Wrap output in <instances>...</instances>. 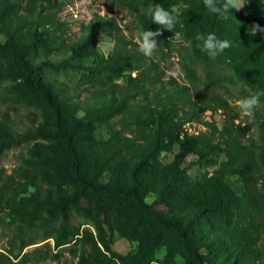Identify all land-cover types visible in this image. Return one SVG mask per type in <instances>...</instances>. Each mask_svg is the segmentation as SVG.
<instances>
[{
  "label": "trees",
  "instance_id": "trees-1",
  "mask_svg": "<svg viewBox=\"0 0 264 264\" xmlns=\"http://www.w3.org/2000/svg\"><path fill=\"white\" fill-rule=\"evenodd\" d=\"M69 1L0 0V83L13 82V100L31 111L21 130L0 118V155L27 145L10 172L0 169V225L9 231L0 264L58 263L64 253L75 264H148L160 247L167 249L162 264L176 256L183 264H264V98L254 110V137L229 115L227 100L208 91L215 68L247 48L214 60L201 52L197 35L221 19L190 0L195 8L181 10L174 32L184 33L190 11L210 18L187 41L204 83L165 79L160 61L144 57L112 16L94 14L67 38L58 15ZM110 1L149 31L158 30L144 15L149 3L172 11L180 2ZM244 2L253 17L233 10L227 20H262L264 28V0ZM100 34L113 41L107 55L98 51ZM249 57L250 66L237 63L252 94L264 90V51ZM66 70H82L72 88L50 76ZM218 111L220 123L203 118ZM192 124L203 129L189 131ZM189 155L212 172L189 178ZM114 232L135 242L136 252L112 251Z\"/></svg>",
  "mask_w": 264,
  "mask_h": 264
},
{
  "label": "rangeland",
  "instance_id": "rangeland-1",
  "mask_svg": "<svg viewBox=\"0 0 264 264\" xmlns=\"http://www.w3.org/2000/svg\"><path fill=\"white\" fill-rule=\"evenodd\" d=\"M243 3L244 6L240 9V11H242L244 15L248 14L250 15L249 17H253L252 15L254 14L249 11L248 5L244 2V0ZM200 5H202V3ZM188 7L192 9L195 8V6L191 4L190 0H180L179 4L173 9H176L177 13L180 14L182 9H186ZM177 13L173 14L175 15ZM94 14L114 17L121 27L123 33L127 37L132 38L133 41L135 40L137 34L144 30L143 25L140 24L138 19L130 11H128V9L113 3L110 0H70L62 8L58 18L60 21L67 23L69 28L67 32V38L72 40L79 34L80 25L82 23H86ZM187 14L188 17H185V22L183 24L184 33H180L181 38L179 40L174 38L175 34L177 33L174 32V29L171 32L166 29L159 28V31L163 35L169 36L165 37V41L162 40L160 36L157 37L158 50L151 59L160 61V66L165 71V79L170 76L168 73L176 65H179L181 73L172 77L181 83L190 82L191 79L194 80L197 87H202L205 78L204 67L199 60L193 62L191 59L190 53L187 50V41L190 40L193 35H196L200 32L202 33L201 25H209L210 18L206 17L202 21V16L197 11H190ZM262 24V20L247 21L246 23L221 20L220 24H217V26L208 31V33L215 32L217 37L220 39H228L232 41L233 46L229 48L231 50H235L234 48L239 49L241 46L247 48L246 50H241L243 55L240 54L235 62L227 61L215 68L214 83L208 86V91L223 96L229 105V115L236 117L239 121H242V125L246 128L247 134L254 137L257 134L255 121H249L248 118L242 117L238 107L235 104L236 100L248 96L251 93L249 83L239 76L241 69L240 67L242 64L240 62L237 63V61L239 59H244L247 63L246 65L250 66L253 60L249 57V53L258 54L259 50L264 51V34L260 32H257L255 35L251 34V28L253 25H259L261 27ZM97 46L100 53L107 55L112 50L113 41L108 36L100 34L98 36ZM161 47L165 48L163 49V56L159 57L161 55ZM62 57L63 56H56L52 59L54 61H58ZM89 63L90 60L84 61V65H88ZM81 74L82 70H66L60 71L57 74L50 76L58 81L64 82L68 87L72 88L76 86ZM14 89L15 86L13 82L4 81L0 83V118L11 121L16 129L21 130L28 125L29 118L27 114L31 111L22 103H17L13 100V98L16 97ZM220 112L221 111H218L217 113L207 112L203 115V118L208 121L214 119L220 123L223 118ZM201 129H203L202 126L192 124L189 131H199ZM100 133L101 136L106 137L104 130L100 131ZM26 148L27 145H23L21 147L9 149L0 155V169L10 172L11 169L18 164L19 156L25 153ZM163 157L169 161L172 157V154L168 153L163 155ZM184 166L187 169L189 178L192 180H197L206 173L210 174L213 169L211 167H204L201 165L197 161V157L194 155L187 156L184 161ZM74 222L77 223L79 220L75 219ZM7 235H9V231L0 225V252L5 247ZM111 240L112 241L110 245L112 251L119 254L120 256L130 253L133 254L137 250L135 242L129 241L128 239L121 236L118 232L113 233ZM47 241L52 243L50 240ZM47 241H41L38 239L37 245H41ZM174 247L176 250L179 249L177 243L174 244ZM166 253L167 249L165 247L158 248L153 254L151 258L152 260L149 261L148 264H162ZM202 253L206 254L207 252L202 251ZM75 261V258H70L67 253H64L58 263L47 260L40 264H75ZM174 264H183V260L176 256L174 259Z\"/></svg>",
  "mask_w": 264,
  "mask_h": 264
},
{
  "label": "clouds",
  "instance_id": "clouds-1",
  "mask_svg": "<svg viewBox=\"0 0 264 264\" xmlns=\"http://www.w3.org/2000/svg\"><path fill=\"white\" fill-rule=\"evenodd\" d=\"M202 2L210 14L217 16L221 20L229 19L233 10L239 11L244 6L243 0H202ZM173 13H177V10H166L160 3H149L144 9V15L151 21V24L159 26L156 31L142 30L135 37L134 42L138 47V51L144 57L151 59L157 52V37L161 35L159 28L172 32L176 27L178 13L175 15ZM251 30L252 35H255L257 32L264 33V28L259 25H253ZM174 38L179 40L181 38L180 33H176ZM196 39L201 41V43L197 44V48L213 60L233 46L232 41L218 38L215 32H209L206 35L198 34ZM180 73V66L176 65L168 74L170 76H177ZM262 98H264V90H257L248 96L236 100L235 104L241 116L251 121L255 116L254 110L261 105Z\"/></svg>",
  "mask_w": 264,
  "mask_h": 264
}]
</instances>
